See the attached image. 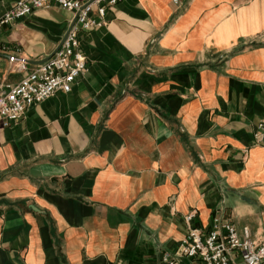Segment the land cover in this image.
Returning a JSON list of instances; mask_svg holds the SVG:
<instances>
[{
  "label": "crops",
  "instance_id": "obj_1",
  "mask_svg": "<svg viewBox=\"0 0 264 264\" xmlns=\"http://www.w3.org/2000/svg\"><path fill=\"white\" fill-rule=\"evenodd\" d=\"M74 19L53 3L3 26L0 80ZM104 20L78 34L71 91L0 121V264H162L216 217L264 242V0H123Z\"/></svg>",
  "mask_w": 264,
  "mask_h": 264
},
{
  "label": "built area",
  "instance_id": "obj_2",
  "mask_svg": "<svg viewBox=\"0 0 264 264\" xmlns=\"http://www.w3.org/2000/svg\"><path fill=\"white\" fill-rule=\"evenodd\" d=\"M123 0H18L2 17L0 29L21 17L57 3L74 12V24L67 32L61 47L47 61L38 65L18 83L0 80V121L5 125L20 121L28 109L62 90L69 92L77 77L87 70V57L80 50L78 34L103 26L107 10L113 9ZM97 11L99 18L92 13ZM4 47L0 45V50ZM9 61L17 70H26L28 59L16 54ZM256 143L264 146V121L254 132ZM192 215L188 216L190 221ZM239 254L244 264H264V242L257 243L249 228L239 234L231 221H220L216 217L208 231L189 227L186 236L172 251L161 254L162 264H235L234 254Z\"/></svg>",
  "mask_w": 264,
  "mask_h": 264
},
{
  "label": "water",
  "instance_id": "obj_3",
  "mask_svg": "<svg viewBox=\"0 0 264 264\" xmlns=\"http://www.w3.org/2000/svg\"><path fill=\"white\" fill-rule=\"evenodd\" d=\"M62 43H63V42H62ZM61 45H62V44H61ZM61 45L58 47V49L61 47ZM58 49H57V50H58ZM57 50H56V51H57ZM54 54H55V52H54ZM54 54H52V55H54ZM50 57H51V56H50ZM50 57H49V58H50ZM49 58H47L46 60H44V62L47 61Z\"/></svg>",
  "mask_w": 264,
  "mask_h": 264
}]
</instances>
